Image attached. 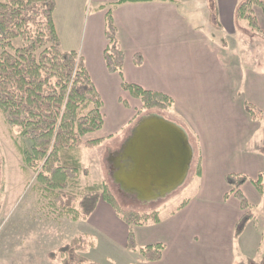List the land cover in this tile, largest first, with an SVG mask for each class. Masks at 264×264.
<instances>
[{"label": "crops", "instance_id": "obj_1", "mask_svg": "<svg viewBox=\"0 0 264 264\" xmlns=\"http://www.w3.org/2000/svg\"><path fill=\"white\" fill-rule=\"evenodd\" d=\"M193 1L55 0L57 7L54 21L62 49L75 51L84 59L93 84L104 102V116V110L107 111L106 107L110 103L117 108L122 104L128 109L136 108L130 107L124 100L131 95L123 89V82L164 94L174 101L173 112L187 128L170 122L189 134V140L194 143L191 145L194 153L199 152L201 164L199 162L197 177L202 181L201 191L194 199L184 202L179 210L184 211L196 205L204 210L199 219L203 218L204 223L212 226L219 224L221 230L227 224L230 237L234 235L233 241L236 238L239 242L246 229L251 225L254 227L256 216L242 235L237 236V226L244 211L239 200L231 193L232 188L226 178L232 174L248 177L250 181L243 185L242 191L251 209L256 204L262 205L264 193L260 194L252 181L262 177L264 182V62L259 63L258 67H241L238 61H225L221 57L229 48L232 51L240 48L242 36L243 41H247L245 47L248 50L253 48L251 41L258 37L251 36V32L240 33L237 30L240 20L236 17V10L245 0H212V7L211 0H202V6L189 14L185 7ZM87 2L94 6L89 16L84 15L83 7ZM100 6H105V9H99ZM108 11L113 14L125 53L122 76L108 71L104 57L108 45ZM213 11L215 16L212 17ZM255 15L264 40L262 9L257 7ZM137 55L142 58L141 65L136 64ZM246 104L257 107L262 112V119L254 120L247 112ZM136 114L137 110L134 109L122 125L126 135L120 143L121 148L139 122ZM117 122L111 119L109 126ZM218 206L228 210L227 213L230 211L231 217L225 219L224 215L214 216L211 211ZM160 225L161 218L153 227ZM166 228L173 231L174 223H169ZM138 229L135 228L136 240ZM174 233L170 241L171 248L161 239H156L158 242L151 241L149 235L153 236L152 230L145 234L144 247L166 245L162 259L149 264H206L207 252L203 254L196 249L198 244L195 241L199 237L192 235L187 241L177 243ZM257 233L258 230L254 229L251 232L255 237ZM214 237V245L218 247L222 235L217 232ZM177 249L179 252L171 255Z\"/></svg>", "mask_w": 264, "mask_h": 264}, {"label": "trees", "instance_id": "obj_2", "mask_svg": "<svg viewBox=\"0 0 264 264\" xmlns=\"http://www.w3.org/2000/svg\"><path fill=\"white\" fill-rule=\"evenodd\" d=\"M56 7L55 0H0V46L3 49L0 54V114L9 127L19 129L15 145L24 166L35 173L39 189L53 196V205L78 221L90 218L99 202L104 200L129 227L126 246L135 250L138 247L135 228L159 223V212L123 209L105 183L81 189L80 149L82 146L93 149L103 143L104 138L88 141L84 138L103 128L104 102L84 59L75 51L62 49L54 21ZM257 7L264 14V0H245L238 5L236 17L248 23L253 35L262 36L255 15ZM99 9L104 10L105 6ZM106 38L107 69L122 76L125 53L111 11L106 14ZM16 41L21 43L20 46H15ZM135 60L137 65L142 64L140 55ZM122 87L140 101L142 110L165 111L174 105V101L164 94L126 82ZM246 109L254 120L262 119V112L254 105L246 104ZM248 181V177L239 174L226 178L231 193L244 211L237 226V236L242 235L255 218L242 191ZM252 182L263 194L262 177ZM87 245L84 237L74 238L57 253H52L51 258L59 259L61 264H86L83 254ZM164 249L163 244L149 245L140 248V255L146 262H159Z\"/></svg>", "mask_w": 264, "mask_h": 264}, {"label": "rangeland", "instance_id": "obj_3", "mask_svg": "<svg viewBox=\"0 0 264 264\" xmlns=\"http://www.w3.org/2000/svg\"><path fill=\"white\" fill-rule=\"evenodd\" d=\"M210 4L212 7V0ZM201 6L202 0H195L185 7V11L192 14L194 9H199ZM83 8L85 16H89L94 11L91 2H87ZM211 16H215L214 11ZM237 30L240 33L251 32L250 35L254 36L245 20L237 23ZM255 36L257 37L256 34ZM241 40L242 46L234 51L229 48L221 56L222 59L238 61L241 67H258L259 63L264 62L262 36L258 35L255 41H251L253 48L249 50L245 47L247 41H243L244 36ZM20 44L19 41L15 42V46ZM2 52L0 46V54ZM124 100L130 104V107H136L134 109L140 111L137 121L146 115L155 114L183 125L181 123L183 121L174 114L173 108L165 111L155 109L145 111L142 110L139 100L132 97H126ZM106 108L107 111L104 110L106 127L84 138L88 141L104 137L103 143L93 149L85 146L80 149L83 167L80 187L83 190L93 184L105 183L123 209L147 213L157 210L161 225L153 227L154 223H147L139 226L136 240L138 247L129 250L126 246L129 227L104 200L99 202L96 212L87 220L75 221L62 213L59 207L53 205V196L39 189L40 185L33 170L25 168L22 155L15 145L19 129L9 127L0 114V264H61L59 259L53 260L51 254L57 253L61 247L80 236L88 243L83 254L87 259L86 264H149L142 259L140 248L145 246L143 244L145 234L151 230L153 232V236L149 235L151 241L158 242L161 239L169 248L172 247L170 241L173 231L177 243L182 240L187 241L192 235L199 237V240L195 241V244H198L196 249L203 254L207 252L206 264H264V195L262 205L256 204L252 207V212L256 216L254 227L253 225L248 227L239 242L236 238L233 241L234 235L230 237L227 224L222 226L221 230L219 224L212 226L204 223L203 218L199 219L204 210L196 205L180 211L179 207L184 202L194 199L201 191L202 181L197 177L201 161L200 154L196 151L189 175L181 187L163 199L149 203L140 202L135 195L121 190L113 179L116 170L115 160L122 149L120 143L126 135L122 125L129 119L134 109L125 108L123 104L117 108L111 103ZM111 119L118 122L109 126ZM108 127H110L109 131ZM109 134L112 137H108ZM190 143L194 145L193 142ZM211 212L216 217L223 215L225 219L231 217L230 211L227 213L228 210L220 206L214 207ZM169 223H174L173 231L166 228ZM253 229L258 230L256 237L251 234ZM217 232L222 235V240L218 241L219 248L214 245L216 243L214 236ZM178 249L171 255L177 254Z\"/></svg>", "mask_w": 264, "mask_h": 264}, {"label": "water", "instance_id": "obj_4", "mask_svg": "<svg viewBox=\"0 0 264 264\" xmlns=\"http://www.w3.org/2000/svg\"><path fill=\"white\" fill-rule=\"evenodd\" d=\"M193 156L189 136L180 126L149 114L118 153L113 179L140 202H154L185 183Z\"/></svg>", "mask_w": 264, "mask_h": 264}]
</instances>
